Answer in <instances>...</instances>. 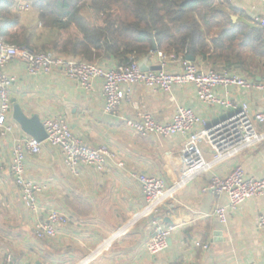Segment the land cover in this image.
<instances>
[{
  "label": "crops",
  "instance_id": "crops-1",
  "mask_svg": "<svg viewBox=\"0 0 264 264\" xmlns=\"http://www.w3.org/2000/svg\"><path fill=\"white\" fill-rule=\"evenodd\" d=\"M217 1L225 2L233 22L245 24L246 32L262 28L256 19L264 16V0ZM25 5L30 6L28 10L23 8ZM0 32L10 43H28L38 50L53 45L59 35L56 29L43 26L39 12L28 0H7L0 7ZM257 41L258 48H247L249 60L245 59L244 66L231 70L252 82H264V38ZM257 41L251 39L250 44L255 46ZM158 52L145 57L147 66L182 70L183 55L165 53L169 59L162 67ZM194 58L204 72L227 68L222 64L213 66L210 59ZM98 63L110 68L121 64L109 56ZM5 73L16 81L10 88L13 109L8 116L13 130L0 135V264H8L7 255L13 256L14 263L22 264H264V229L258 227V219L264 215V193L232 209L227 195L203 191L213 176H224L237 166L243 167L248 177L264 178V140L215 164L168 198L161 218L173 231L164 252L156 256L149 253L152 218L136 217L145 201L138 174L159 177L172 186L186 176L189 168L203 159L211 160L214 154L206 141L193 144L189 135L135 134L124 119L135 118L142 111L168 123L177 107L184 106L209 123H216L228 114L223 106L201 102L192 84L176 85L168 93L135 85L118 113L109 114L100 79L87 91L62 72L30 75L19 59H14ZM215 92L236 104H247L251 114L264 111V90L218 87ZM16 105L27 116H37L43 126L48 117H65L72 132L86 145H107L116 159L108 161L104 169L80 165L73 172L63 162L60 148L45 139L39 154L26 157L27 178L43 186L38 195L39 209L33 213L23 201L11 170L15 146L33 138L15 120ZM199 129L195 127L194 131ZM222 206L227 207L225 223L215 214V209ZM54 210L68 216V224L59 227L53 239L38 238L37 224ZM197 242L207 244L208 249L198 247Z\"/></svg>",
  "mask_w": 264,
  "mask_h": 264
},
{
  "label": "built area",
  "instance_id": "built-area-1",
  "mask_svg": "<svg viewBox=\"0 0 264 264\" xmlns=\"http://www.w3.org/2000/svg\"><path fill=\"white\" fill-rule=\"evenodd\" d=\"M29 7L23 6L25 10ZM256 22L264 28V16L257 18ZM158 55L163 67L169 57L162 51H159ZM14 59L24 62L30 75L62 72L69 80L75 81L80 88L87 91L91 90L95 80H102L105 111L109 114L118 113L123 101L132 93L131 86L135 85H144L168 93L176 85L192 84L196 87L201 102L209 105L218 104L228 110V114L216 123H209L193 109L184 106L177 107L173 120L168 123H161L152 114L142 111H138L135 118L124 119L125 125L135 134L156 137L189 135L193 144L199 140L206 141L214 154L211 160L203 159L197 166L189 168L186 176L172 186H168L163 179L156 176L143 173L136 176L145 199L143 208L136 217L152 218L153 234L147 243V250L155 256L168 248L173 231V227L165 225L161 218L162 207L168 198L215 164L233 158L264 140V111L251 114L247 104H236L215 92L218 87L264 90V82H252L237 71L227 68L221 70L212 68L204 72L196 63L185 57L181 60L182 70L179 72L166 71L163 68L143 70L140 61L133 56L120 66L110 68L98 62L63 57L53 50H37L25 44L10 43L0 32L1 136H6L13 130V125L8 122V116L13 109L10 88L16 78L7 75L5 69ZM198 126L200 129L195 132L194 129ZM44 128L48 136L47 141L52 146L60 148L63 162L73 172H77L80 165L104 169L108 161L116 159V154L107 145L97 147L86 145L72 132L63 116L46 118ZM42 144L35 138H29L19 142L12 153L11 170L15 184L23 201L33 213H37L39 209L38 195L43 191V186L27 178L26 157L28 154H39L42 151ZM118 164L124 165L123 162ZM1 177L0 171V179ZM203 191L227 195L230 199L229 207L237 209L248 198L264 193V178L248 177L243 167L237 166L224 176H213ZM226 210L227 207L223 206L215 209V214L223 223L227 220ZM68 221V216L54 210L45 221L37 224L35 234L41 239H53L57 236L59 227L67 225ZM258 227L264 229V215L259 217ZM196 245L208 249L207 244L197 242ZM6 262L22 264L14 263L12 255H7Z\"/></svg>",
  "mask_w": 264,
  "mask_h": 264
},
{
  "label": "trees",
  "instance_id": "trees-1",
  "mask_svg": "<svg viewBox=\"0 0 264 264\" xmlns=\"http://www.w3.org/2000/svg\"><path fill=\"white\" fill-rule=\"evenodd\" d=\"M6 1L0 0V7ZM28 1L43 26L59 32L53 51L88 62L107 56L121 64L132 56L141 60L157 43L164 53L200 56L213 66L234 69L249 60L247 48H258L257 39L264 38V28L246 32L245 24L233 22L225 2L217 0ZM251 39H256L255 46Z\"/></svg>",
  "mask_w": 264,
  "mask_h": 264
},
{
  "label": "water",
  "instance_id": "water-1",
  "mask_svg": "<svg viewBox=\"0 0 264 264\" xmlns=\"http://www.w3.org/2000/svg\"><path fill=\"white\" fill-rule=\"evenodd\" d=\"M158 51L157 43H154L152 52L155 53ZM188 59L193 61L195 58L191 55L188 56ZM148 58H145L140 62V67L143 70H161V66L149 67L147 66ZM14 118L21 125L23 130L31 135L33 138L42 142L47 139V132L41 122V120L37 117H29L23 112L18 105L14 108Z\"/></svg>",
  "mask_w": 264,
  "mask_h": 264
},
{
  "label": "rangeland",
  "instance_id": "rangeland-1",
  "mask_svg": "<svg viewBox=\"0 0 264 264\" xmlns=\"http://www.w3.org/2000/svg\"><path fill=\"white\" fill-rule=\"evenodd\" d=\"M30 46V45H29ZM31 47V46H30ZM38 50V49H37ZM44 50V49H43ZM45 50H53V47H52V44H51V46H49V47H47ZM61 56H63V57H67V58H70V57H68V56H64V55H61ZM72 59V58H71Z\"/></svg>",
  "mask_w": 264,
  "mask_h": 264
}]
</instances>
